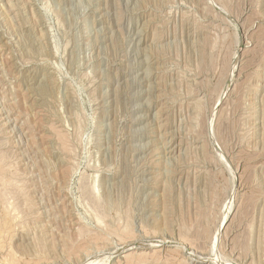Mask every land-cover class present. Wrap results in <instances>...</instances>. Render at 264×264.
Here are the masks:
<instances>
[{"label": "rangeland", "instance_id": "374dc122", "mask_svg": "<svg viewBox=\"0 0 264 264\" xmlns=\"http://www.w3.org/2000/svg\"><path fill=\"white\" fill-rule=\"evenodd\" d=\"M0 264H264V0H0Z\"/></svg>", "mask_w": 264, "mask_h": 264}, {"label": "bare ground", "instance_id": "6f19581e", "mask_svg": "<svg viewBox=\"0 0 264 264\" xmlns=\"http://www.w3.org/2000/svg\"><path fill=\"white\" fill-rule=\"evenodd\" d=\"M141 119V118H140ZM139 121V120H138ZM232 207V206H231ZM227 208V207H226ZM231 212V211H230ZM227 216V215H226ZM226 218V217H225ZM216 244V243H215ZM133 245V244H132ZM151 246V245H150ZM217 260V259H216ZM222 261H223V259H222Z\"/></svg>", "mask_w": 264, "mask_h": 264}]
</instances>
